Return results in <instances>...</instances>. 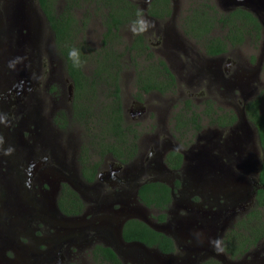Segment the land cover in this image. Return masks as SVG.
I'll return each mask as SVG.
<instances>
[{"label": "flooded vegetation", "instance_id": "flooded-vegetation-1", "mask_svg": "<svg viewBox=\"0 0 264 264\" xmlns=\"http://www.w3.org/2000/svg\"><path fill=\"white\" fill-rule=\"evenodd\" d=\"M28 1L31 2V0H0V14L1 16L3 15V20L6 21L7 17L8 19H13L14 16L18 15V8L22 6L25 8L24 12L31 15V5ZM129 1H132L136 8L143 13V16L151 21L153 25L147 31L142 32L143 38L148 47L146 52L141 55L143 65L147 66L148 63H146V58L151 55L150 59H152V55H154L155 49L157 48L156 51H158V53L165 58L166 62L160 58H157L155 62L161 60L165 63L173 76V81H171L170 87L162 90V93L158 92L159 90L157 89H148L145 91L141 88V86L149 85V78L145 79L146 75L149 74L143 72L145 68L141 71L132 69L133 74L126 77L124 84H126V86L127 84L132 86L134 94L129 98V100H127L129 102L128 105L125 102H122L124 121L127 123V130L134 129L135 125H137L136 123H134L135 125L133 123H130V126L128 125L127 112H129L132 117L135 114H138L140 118H143L141 127H143L145 131L148 130L150 133L153 129L161 127V131H163L165 135H168L167 131H169V127H171V122H173V126L171 128L174 129L176 120L174 117H170L169 115L172 103L169 102L168 99L165 100L166 98H159L157 99V102H153L148 112L146 108L143 109L141 102L145 101V97H149L151 93L158 95H165L167 93L171 94L182 83L185 82L186 84H189L193 81V77H196V80L198 81L204 79L207 80V78L215 81V97L211 91H208L207 88V94H209L206 98L211 101H215L216 98L217 103L221 106L224 104H233L226 99L231 97L237 98L238 91L239 95L241 96L242 94L243 97V100H240L241 102H239L241 103L240 112H244V106L249 100H251L246 99L244 93L249 87H252V78L255 82H257L259 72L261 71L262 74V66L260 64L253 67L251 63H249L250 69L248 68L246 70L244 68V62L240 60L239 56L236 59L230 60L225 58L227 52L208 56L203 47V52H199L194 49L195 46H190L185 41L179 40V37H177L178 34L172 26L173 22L176 19L181 20L179 26L180 33L181 35H184L182 23L184 24V19L190 12L188 11L186 13H182L180 17L175 9V0H169L171 5L168 8V14L165 13L167 11L163 13L161 9H152V12L155 15H161V17H157L149 13L151 3L154 2V0ZM36 2L37 10L43 17L39 42L43 40L45 30H47V32L49 31L51 39L54 42V33L51 30L50 24L42 12L38 0H36ZM237 7L242 8L240 6H236L235 8ZM242 9L249 11L256 17L261 25L262 32L263 23L259 19L260 17L258 18L254 14L255 12L251 11V9ZM6 13H8L9 16ZM130 24L136 27L133 23ZM3 28L2 25H0V36L2 39V45L0 44L1 63H5L4 56L6 54V40L4 39V34L7 32ZM31 31V29H27L24 34L27 33L28 36ZM147 34L150 35L147 36ZM152 34L156 38L153 37ZM147 37L154 39L159 37V39H163L162 44L159 41L160 44L157 42L155 45L159 44L160 46L151 48V44L148 42ZM49 62H51V59H49ZM34 74L35 72H33L32 78L34 77ZM65 74L67 83L66 114L69 117L73 97V86L67 73V68L65 69ZM91 75L93 76V74ZM184 75L186 76L184 77ZM49 77L51 80H55L52 74H49ZM121 79L122 73L120 74V78L118 80L120 92ZM151 79L153 85H159L162 88H164L167 84V80L164 75L154 76ZM59 80L60 79L57 81L60 82ZM60 83L61 84H57L56 89L58 88V90L62 91L64 81ZM203 86L208 87L206 83H203L202 87ZM137 92L142 93V100H139L136 97ZM14 96L15 95L12 94L9 95L10 105H13L16 101H18L17 95L16 101L12 99ZM220 98L221 101H219ZM163 101L164 103L167 102L168 105L162 110V115H160L158 109H162ZM61 102L62 101L57 103ZM205 103L207 102L205 101ZM10 107L11 109L8 114H15L13 106ZM135 108L138 110H134ZM151 114H153L155 118H151ZM6 116L7 115L4 114L0 105L1 129L4 127L3 119H6ZM15 119L16 117L13 116L9 120V127L11 124V131H16L19 128V122ZM6 124H8L7 121L5 122V125ZM68 124H71V122ZM239 126L244 127L245 131L242 130L240 136L233 138L238 139V144L240 145L242 141H249V136L246 126L244 124ZM9 127L7 129H9ZM221 128L223 130H227L228 127L225 126ZM231 131L232 130L230 129L229 132ZM39 134L41 137L46 136L45 134L39 132H33L31 135L30 130L26 131V133H22V137L24 139H27L30 142L32 140L34 144H38V150L33 151L36 154L35 156L39 157L36 159L35 163L39 165V167H42L43 164L49 165L47 169L42 168L43 174L41 176L38 174L34 175L33 172L29 175L26 183L28 185L27 188L30 189L28 190V193L32 196L34 195L33 199L25 196L26 193L23 186V181L25 182V180L23 178H25V176L27 177L29 173L26 172L25 169L23 176L22 174H19V184L16 182L6 195H1L2 193H0V224L1 228L4 229L1 232L0 237L3 241L6 239V246L2 250V253L6 256V262H10V264H69L66 262V258L70 256V248L80 246L82 244L83 247H88L91 243H93V246L89 249L90 258L92 257L91 252L95 245H103L112 250V248L105 243L104 233L98 229L104 222L107 223L108 226H111V217L113 216V212L119 210V213L122 215L133 214L134 216L125 219L122 224V231L123 228L127 226L128 222H142L155 232L162 233L172 240L175 251L169 254L183 258L188 256L195 261L192 264H202L211 258L217 260L220 264H231L232 262L239 261L240 259L244 260L247 257L250 258V262L248 264L260 263L262 258L259 256L260 251L258 250H260L264 244V239L257 241L254 246L244 251L239 258L230 257L225 254L221 246L225 231L230 225L243 217L251 208L255 201L256 190L260 187L258 183L260 162L259 158H257L254 154V149L248 147L243 148L244 150L241 156V160L243 161V159H245L244 156L249 154L255 159L257 166L259 164L258 168L257 166L256 168L253 166L251 170L246 165L240 166L238 164L239 160H237V155L240 153V150L238 148L230 147L232 139L228 143L219 144V148L213 146L212 149L217 151V154H214L213 151L210 152L211 148L206 150L209 155L216 157V161L218 159L221 162V164L217 166L227 167L237 176L244 178V181L246 182V189L245 191H240L245 195L249 191L253 194L251 198L239 200L226 195L224 191L214 192L209 189L203 180L200 181L197 179L194 172L198 171H194L192 169L188 170L190 165L185 163V153L179 150L178 147L172 146L169 141H166L173 139L172 136L169 137V135L168 139L162 138V140H160L157 137L159 136L158 133L156 135L152 134V137L148 136L146 140L142 141L139 133L137 153L126 163L113 159L111 154H108L106 158L104 157V159H100L98 153L94 150H90L91 157L89 160H91V164L96 163L98 165L96 167L95 179L93 181H87L83 177L86 165L83 163L82 159V163L78 169L75 165H71L69 169L66 168V148H61V146H59L56 150H49L50 152L47 153L46 149L48 148V144L50 143V145H54V143L51 140H45L42 138L41 141L39 139H31L32 136L38 137ZM20 135H17L18 141ZM12 136L15 137L13 133ZM14 141L16 142V140ZM86 142V140L82 139V144H87ZM78 143L81 144L80 141L76 142L73 136H71V139L68 138L67 145H69V147H73L71 148L72 153H74V150L79 148ZM143 147L145 151L143 150V152H140ZM171 151L178 152L182 155V162L179 166L170 167L166 164L165 158ZM74 158L78 160L79 163V157H75V154H73L72 161H74ZM107 159L116 162V165L112 166L111 170L103 171L101 170V167L103 166L102 163L104 162L105 165H107ZM155 160L162 161L163 174H158L157 172H152L150 170V167L154 165ZM0 172H2V174H0L2 178V181H0V189H8L10 186L7 185V181L4 179V176L7 174V166L5 164H0ZM76 175L79 180H75ZM216 175L220 176L218 172H216ZM149 182L163 183L170 188V202L167 209L150 208L141 201L139 190L144 184ZM66 186L77 193L82 205V208L72 215L69 213L66 214V205L70 211H75L69 202L71 200L70 195L66 197ZM48 188H50L51 195L56 192V198L54 200L55 207L52 206L51 208H47L46 206L48 205V202L45 197L43 195L41 198L38 196L39 193L46 191ZM11 193L13 196L9 197ZM184 199L186 203H184ZM59 200L63 206L61 209L58 204ZM105 203L110 204L112 207V214L104 210L103 206ZM5 204L10 207L13 205V207L9 210ZM147 209H150L151 212L153 211V214L150 215L151 217L143 215L145 212L146 215L149 213ZM143 210H145V212ZM161 215H164L163 219L161 218ZM67 217L75 220L76 222L82 223L81 226L76 229H69L68 226L70 224L66 226ZM85 222L86 224H83ZM149 224L158 229L152 228ZM190 225L191 227L194 226V229H191ZM65 230L66 233L64 232ZM168 231H171L170 234H167ZM178 231L179 234L177 233ZM198 238H201V240L205 242L204 244H208V248L206 247L199 250L193 249L192 242L194 239ZM106 241L108 243V240ZM124 241L132 242L126 240ZM8 248L11 255L10 252H7L6 250ZM209 248L212 249L210 253L207 251ZM128 261L131 262L130 264H140L139 261L132 260L130 258L126 261L121 260L122 264H126ZM0 264L3 263L0 262Z\"/></svg>", "mask_w": 264, "mask_h": 264}, {"label": "trees", "instance_id": "trees-1", "mask_svg": "<svg viewBox=\"0 0 264 264\" xmlns=\"http://www.w3.org/2000/svg\"><path fill=\"white\" fill-rule=\"evenodd\" d=\"M39 6L50 24L54 33V45L57 53L63 58L65 69L71 79L73 86V97L69 117L66 110L60 113L61 128H66L69 122L77 123L82 131L87 144L82 146L85 168L83 177L87 181H93L96 175L98 164H91L90 150L98 153L100 159L111 154L113 159L126 163L137 153L139 133L137 130L128 129L125 125L122 109V99L119 87L120 74L124 69L122 57L125 54L131 55L133 68L136 71L148 73L147 86H141L145 91L157 89L162 93L164 89L170 87L173 76L165 63L161 60L152 61L147 66L140 62L141 55L148 48L143 35L136 34L132 41L124 43L122 52L114 50V46L122 42L120 30L129 23H133L139 28V11L135 4L129 0H38ZM169 0H154L151 3L149 13L155 15L152 9H161L166 14L169 13ZM210 7V6H208ZM76 11H81L82 17L76 18ZM94 12L101 19L103 31L98 49H89L85 43V29L87 15ZM185 17L182 29L184 34L191 39L197 40L208 56L226 53L231 47H240L250 39L252 45H257L261 39V25L256 17L247 10L234 8L228 14L221 15L214 20L207 15L204 10H191ZM214 24V25H213ZM226 28L224 35L209 36L210 32L218 25ZM72 49L78 50V57H70ZM86 51L92 62V75H87L83 71L86 60ZM151 58V55L148 56ZM253 60V59H252ZM75 63L82 66L76 67ZM164 75L167 84L164 88L153 85L152 77ZM264 77V66L262 68ZM142 93L137 92L136 97L142 100ZM261 104H264V92L255 99L247 102L244 106V114L249 119L251 126L255 129L259 138V147L264 152V112L261 111ZM220 108V107H219ZM218 108V109H219ZM190 117V122L195 123V130L200 127L199 117L196 113ZM206 117L210 123L218 124V127L232 126L236 117L217 116L213 118L207 112ZM176 125H179L177 116ZM186 119H181V123ZM174 126V129L177 126ZM166 164L170 167L179 166L182 162V155L171 151L165 158ZM88 169V170H87ZM260 187L256 190L255 201L246 214L230 225L225 231L222 239V249L230 257L239 258L244 251L254 246L257 241L264 239V160L260 162L258 176ZM169 187L159 182H149L144 184L139 190L141 201L150 208L167 209L170 202ZM70 195L69 201L74 212L66 205V214H75L82 208L81 201L72 189L66 186V197ZM60 209L63 208L59 204ZM162 219L164 215H161ZM122 235L126 241H140L146 246L154 247L163 254L173 253L175 248L172 240L162 233L155 232L142 222L131 221L123 228ZM94 264H122L121 260L109 248L103 245H95L91 252ZM202 264H220L211 258Z\"/></svg>", "mask_w": 264, "mask_h": 264}, {"label": "rangeland", "instance_id": "rangeland-1", "mask_svg": "<svg viewBox=\"0 0 264 264\" xmlns=\"http://www.w3.org/2000/svg\"><path fill=\"white\" fill-rule=\"evenodd\" d=\"M244 0H175V9L178 12V15L181 17L182 13H186L191 10H204L206 11L207 15L211 16L214 20L217 19V17L228 14L233 8L236 6H240L242 8L249 9L250 5L248 3L240 4L239 2H243ZM264 9V0H258ZM29 2V1H28ZM31 5L32 10V16L36 17L38 19V27L39 30L37 32V39L35 40V43L31 46H28L25 50L22 56L12 55L8 52L5 54L4 60L8 59L7 62L5 60V63H1L0 61V78L3 77V75H8L10 73V67L12 65L17 63H22L20 66V69L18 71H14L16 74L23 72L22 74H18V79H26L28 76L26 73V70H29L30 75V81L31 85L33 86V89L30 92H27L25 94H15L12 99L16 101V95L18 97V101H16L13 105H10L8 103V106L6 108V111H4V114H6V119H3L4 127L3 129L0 128V150L5 149L7 157L9 158L8 164L4 161H1L3 164H7V174L4 176V179L7 181V185L10 187L8 189H0V193L8 194L12 186L17 182L18 184L20 181L16 179V176L18 174H24V169L28 173V176L23 178L25 182L23 181L25 196L33 199L34 195L28 193L27 188V180L29 178V175L31 172L38 175L43 174V169H47L49 167L48 164H43L42 167H39L37 165L36 159L39 158L38 156H35L36 154L33 151L38 150V144H34L31 140L28 141L27 139H24L22 137V133H26V131L30 130L31 135L34 132L43 133L46 136L41 137L40 134L38 137L32 136L31 139H39L41 141L42 139L45 140H51L54 145L48 144V148L46 149L47 153L51 150H56V148H59V146L66 148V168H70L71 165H75V167L78 169L80 167V164L82 161H84V157L82 155V139H85L84 132L80 128V126L77 123H71L66 126V128H61L59 126L60 124V113L62 110H66V74L63 64V58L57 53V50L55 48L54 42L51 39V35L49 34V31H44L43 40L39 42L40 38V28L41 23L43 22V17L40 15V13L37 10V2L36 0H31L29 2ZM171 5V3L169 2ZM210 6V7H208ZM257 7V4H256ZM260 12V20L263 23L262 25V34H261V40L257 45H252L250 39H246V42H244L243 45L240 47H231L225 55V58L230 59H236L240 58L241 61L244 62V68L247 70L249 68V63L253 67L257 65H261L262 68L264 66V10H260L259 7L256 8ZM255 14V13H254ZM76 18H81L83 15L81 11H76L75 13ZM256 15V14H255ZM3 16V15H2ZM0 14V25H2V28L5 26V23ZM257 16V15H256ZM258 17V16H257ZM87 24L85 29V43L87 47L90 49H98L101 41V33L103 31V26L101 23L100 17L94 13L89 12L87 16ZM6 22V21H5ZM180 19H176L173 22V28L175 32L178 34L177 37H179V40L185 41L190 46H195L194 49H196L199 52H203L202 46L199 45L197 40L191 39L185 34L181 35L180 33ZM35 23V22H33ZM169 26V24L167 23ZM214 25V24H213ZM215 29L210 32L209 36H220L225 34L226 28H221L218 25L214 26ZM141 26L139 25V28L136 29L133 25L130 23L120 30V38L122 42L116 46H114V50L117 52H122L124 48V43H129L132 41L134 36L138 33H140ZM25 32V29H22V33ZM43 33V31H42ZM142 34V33H141ZM150 34H147L149 36ZM153 37H155L152 34ZM186 36V37H185ZM148 38V37H147ZM156 38V37H155ZM158 39V40H157ZM157 39L154 38H148V42L151 44L152 47L160 46V42L162 44L163 39ZM4 40V39H3ZM50 41V42H49ZM160 41V42H159ZM157 42H159L158 45H155ZM0 44L2 45V39L0 36ZM8 45H10L11 51L15 50L14 42H10ZM6 45L5 47H8ZM157 49V48H156ZM154 55H152V59L146 58V63H151V61H155L157 58L162 59L165 61V58L156 51ZM154 50V48H153ZM86 60L84 62L83 71L86 72L87 75H91V68H92V62L91 58L89 57V51H86ZM152 53V51H151ZM263 53V55H262ZM50 58H49V57ZM49 59H51V62H49ZM253 59V60H252ZM124 69L122 71V79H121V97L122 102L126 103L128 105L129 98L133 96V87L129 86V84H124L125 79L128 75L133 74V61L131 59V55L125 54L122 57ZM140 62H143V59L140 58ZM250 61V62H249ZM166 62V61H165ZM260 66V67H261ZM136 69V68H135ZM250 69V68H249ZM25 72V73H24ZM34 74V79L32 78V74ZM37 72V75H36ZM14 74V73H13ZM25 74V75H24ZM49 74H52L54 76L55 80H51L49 77ZM254 75V74H253ZM22 76V77H21ZM186 75H184L185 77ZM17 75H13L12 77L7 76L6 78L10 80L17 79ZM39 77V80H38ZM62 82L64 81L63 89L62 91L56 89L57 84H61L57 80ZM194 79V80H193ZM193 81H191L189 84L182 83L179 85L173 93L165 94V95H158L155 93H151L149 97H145L146 100L141 102V105L144 108L147 109L149 112V108H151L153 102H157V99L159 98H166L169 102L172 103L171 110L169 112L170 117H176L179 120V125L175 129H172L173 122H171L169 127V131H167L169 137L172 136V140H166L171 143L172 146L178 147L179 150L183 151L186 156H189V159H186L185 163L188 165H196L197 161L194 162L191 156V153L199 152L202 153L203 151L209 150L213 151L214 154H217V151L213 150L212 147L219 148V144L228 143L233 137H238L241 135L242 130L245 131L244 127H240L239 125L244 124L246 126V129L248 130V136L249 141H242V145L244 147L252 148L255 150L254 154L257 158H259V162H262L264 160V152L261 151L259 147V138L257 136V133L255 129L251 126L252 124L249 122V119L246 117L243 111L240 112L241 108V102L243 100L242 94L239 95V92L237 91V98L231 97L227 98L226 100H229V102H232L233 104L227 105L224 104L223 106L219 105L217 103V99L215 98V101L208 100L206 96L208 91H211L213 96L215 97V81L207 78L204 80H196V77H193ZM51 81V82H50ZM207 81V82H205ZM48 82V83H47ZM206 83L208 87H202V84ZM34 84V85H33ZM253 87V88H252ZM252 87H249L248 90L244 93L246 99H255L257 96H259L260 93L264 92V77L261 74V71L259 72V77H257V82L252 78ZM208 88V91H207ZM191 92V93H190ZM161 96V97H158ZM204 98V99H203ZM10 100V99H9ZM150 100V101H149ZM164 100V101H165ZM241 100V101H240ZM249 100V101H251ZM61 103H57L60 102ZM163 101V103H164ZM205 101L207 103H205ZM221 101V98L219 99ZM248 101V102H249ZM162 103V109H158V112L160 115H162V110L168 105L167 102L163 104ZM59 105V106H58ZM14 108V113L8 114L11 107ZM221 107V108H219ZM219 108V109H218ZM134 110H138L135 108ZM261 111L264 112V104H261ZM196 113L199 117V123L200 127L198 130H195V123L190 122V117H193ZM207 112H209L213 118H217V116H229L230 114H234L236 117L235 123L230 126L228 125L227 130H223L221 127H218V124L216 123H210L209 118L206 117ZM15 116L16 121L19 122V128L18 131L21 133L19 136V144H17V141L15 142L16 138H12V132L9 127V120L11 117ZM128 116V125L130 126V123H136L135 129L138 133H140L141 140H146L148 136L152 137L153 135H156L158 133L159 136L158 139L162 140V138L168 139V135H165L163 131H161V127H157L156 129H153L150 133L149 131H145L143 127H141V122L143 121V118H140L138 114H135L133 117L129 112H127ZM150 116V114H149ZM146 116V117H149ZM184 116H186V119L181 123V119H184ZM151 118H155L153 114H151ZM8 122V124L5 125V122ZM125 125L127 123L125 122ZM139 126V129H138ZM9 127V129H7ZM232 130L229 132V130ZM223 130V131H222ZM145 134V135H143ZM153 134V135H152ZM71 136L74 137L76 142L80 141L79 148L77 150H74V153H72L71 148L67 145L68 138L71 139ZM76 149V148H75ZM50 150V151H49ZM145 151L144 147L141 149L140 152ZM45 152V153H46ZM44 153V154H45ZM73 154H75V157H79V163L78 160L74 158V161H72ZM15 159V160H14ZM78 159V158H77ZM82 159V161H81ZM103 159V158H102ZM28 161V162H27ZM202 161V160H201ZM200 161V163H201ZM32 163L33 167L31 170H29V163ZM84 163V162H83ZM105 163H102L101 170H111L112 166L116 165V162L111 161L110 159H107ZM88 166V163L86 164ZM106 166V167H105ZM257 166V162H256ZM259 167V164L257 168ZM2 174V172H0ZM79 180L78 176L76 175L75 180ZM0 181H2V178L0 176ZM51 181V179H50ZM56 193V192H55ZM55 193L51 195L50 188H48L46 191H43L42 193H39L38 196L41 198L42 195L45 197L46 201L48 202L47 208H51L52 206L55 207ZM13 194L11 193L9 197H12ZM57 203V199H56ZM60 200L58 201V204H60ZM6 206V204H5ZM9 210L13 207V205L6 206ZM149 213L146 215L145 210H143L145 213L144 216L151 217L150 215L153 214V211L151 212L150 209H147ZM26 216V215H24ZM191 227V225H190ZM69 229H76L74 225L68 226ZM191 229H194V226L191 227ZM4 229L1 228L0 224V234ZM66 233V230L64 231ZM190 233V232H188ZM69 237V236H68ZM67 239V237H66ZM6 239L4 241L0 237V262L3 264H10V262H6V256L4 253H2V250L6 246L5 244ZM87 245V244H86ZM93 246V243H91L88 247H83V244L80 246H74L70 248V256L66 258V262L69 264H94L92 259L89 255V249ZM264 244L260 248V254L259 256L262 258L264 257V251H263ZM7 252H10L9 248L6 249ZM5 250V252H6ZM11 255V252H10ZM14 260V257H13ZM250 262V258L247 257L244 260L240 259L239 261L232 262L231 264H248ZM131 262L128 261L126 264H130ZM14 264V263H13ZM201 264V263H200Z\"/></svg>", "mask_w": 264, "mask_h": 264}, {"label": "water", "instance_id": "water-1", "mask_svg": "<svg viewBox=\"0 0 264 264\" xmlns=\"http://www.w3.org/2000/svg\"><path fill=\"white\" fill-rule=\"evenodd\" d=\"M240 4L248 3L250 5L249 9L251 11H254L255 14L260 17V12L256 9L257 7L260 8V10H264L262 7V4L258 0H244L243 2H239ZM257 4V7H256ZM25 8L19 7L18 8V15L14 16L13 19L8 17L6 18L4 30L7 32L4 34L5 45H8L10 42H14L15 50L11 51L10 45L6 47V52L12 54L22 56L24 53V50L35 43V40L37 39V32L39 30L38 27V19L36 17L29 15L28 13L24 12ZM8 16L9 14L6 13ZM11 20V21H10ZM8 21V23H7ZM35 22V23H33ZM22 29H31V33L27 36V33H22ZM24 49V50H23ZM6 60V59H5ZM8 60V59H7ZM6 60V62H7ZM22 63H17L12 65L9 70L10 73L8 75H3V77L0 78V105L3 109V111H6V108L9 103V95L10 94H20V93H27L32 90V85L30 81V75L29 70H26L27 78L26 79H18V73L17 74L14 71H18L20 69V66ZM14 73V74H13ZM24 74V75H25ZM13 75H17V79L10 80L7 79V76L12 77ZM22 77V76H21ZM2 127V125H1ZM17 139V135H20L18 129L16 131L12 132ZM13 138V136H12ZM238 139L232 138L230 144L231 148H238L240 150V153L237 155V160H239V165H246L251 170L253 166L256 168V161L255 159L249 155L246 154L245 159L243 161L241 160L243 148H245L242 143L238 144ZM211 152V151H210ZM192 159L194 162L197 161L196 165L189 166L188 170L192 169L194 171V175H196L197 179L200 181H204L206 185L211 189L212 191H224L226 195H229L232 198L239 199V200H245L247 198H251L253 193H242L240 190L246 189V182L244 181V178H241L237 176L233 171L229 170L227 167L223 166H217L221 164V162L216 157L209 155L206 151H203L202 153L194 152L191 153ZM186 159H189V156H186ZM202 160V161H201ZM245 160V161H244ZM1 161H4L8 164L9 158L7 157L6 150L2 148L0 150V164L3 163ZM201 161V163H200ZM28 162V161H27ZM5 164V165H7ZM29 170L32 169L33 165L30 162L29 164ZM150 170L152 172H157L158 174H163L162 169V161L155 160L154 165L150 167ZM216 172L220 174L216 175ZM16 179H19V174L16 176ZM198 180V181H199ZM250 187V186H249ZM184 203H186L184 199ZM104 210L108 213L112 214L111 212V206L108 203H105L103 206ZM134 217L133 214H126L122 215L119 213V210L113 212L112 218V224L111 226H108L107 223H102V226L98 229L99 231H102L105 235V243L109 245L113 252L116 254V256L126 261L127 259L137 260L140 264H192L195 261L191 259L190 257H177L176 255L171 254H163L159 252L155 248H150L146 245H144L141 242L138 241H132V242H125L122 238V224L124 223L125 219ZM185 222V221H184ZM74 225L76 228L80 227L82 223L76 222L73 219H69L67 217L66 220V226ZM83 224H86L83 223ZM69 225V226H70ZM152 228L158 229L154 227L153 225L149 224ZM171 232V231H170ZM168 231L167 234H170ZM179 234V231L177 232ZM107 238V239H106ZM108 240V243L107 241ZM201 240V238L194 239L192 242L193 249H202V248H208V244H204ZM209 253L212 251L211 248L207 250ZM264 251V250H263ZM214 255V254H213ZM259 263V262H258ZM259 264H264V257L260 260Z\"/></svg>", "mask_w": 264, "mask_h": 264}, {"label": "clouds", "instance_id": "clouds-1", "mask_svg": "<svg viewBox=\"0 0 264 264\" xmlns=\"http://www.w3.org/2000/svg\"><path fill=\"white\" fill-rule=\"evenodd\" d=\"M138 15H139V17H140L138 23L141 25V29H140L141 33L144 32V31H147L150 27L153 26V25H152V22L149 21L147 18H145V17L143 16V13H142V12L138 13ZM78 54H79V53H78V50H77V49H72V50L70 51V53H69V56H70V57H78ZM74 66H76V67H81L82 65L79 64V63H75ZM19 134H20V133H19ZM13 138H15V137H13ZM16 141H17V144H18V142H19V141H18V138L16 139ZM17 144H16V145H17Z\"/></svg>", "mask_w": 264, "mask_h": 264}]
</instances>
